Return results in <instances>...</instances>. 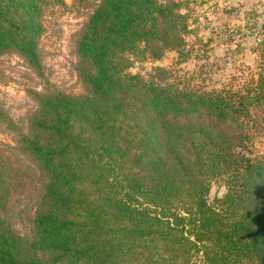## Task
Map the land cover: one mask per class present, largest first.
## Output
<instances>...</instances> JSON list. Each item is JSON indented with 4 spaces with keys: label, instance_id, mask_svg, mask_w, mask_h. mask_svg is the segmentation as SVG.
Wrapping results in <instances>:
<instances>
[{
    "label": "trees",
    "instance_id": "16d2710c",
    "mask_svg": "<svg viewBox=\"0 0 264 264\" xmlns=\"http://www.w3.org/2000/svg\"><path fill=\"white\" fill-rule=\"evenodd\" d=\"M47 2L0 0V54L16 49L41 69ZM181 5L99 0L77 40L87 92L34 93L20 141L47 180L27 238L3 215L0 175V264H264V150L251 148L264 123V37L237 88L192 86L163 65L133 70L170 50L186 58ZM214 183L225 192L210 200Z\"/></svg>",
    "mask_w": 264,
    "mask_h": 264
},
{
    "label": "rangeland",
    "instance_id": "374dc122",
    "mask_svg": "<svg viewBox=\"0 0 264 264\" xmlns=\"http://www.w3.org/2000/svg\"><path fill=\"white\" fill-rule=\"evenodd\" d=\"M48 0L44 6L43 33L38 43L41 69L32 66L16 49L0 54V175L9 183L4 217L24 237L33 235V218L46 176L21 146L29 120L38 108L34 93L60 91L83 95L86 86L78 75L77 40L99 0ZM188 15L190 31L184 36L186 58L174 50L158 60L135 62L133 70L155 65L172 68L202 89L237 88L259 64L264 37V0H178ZM12 123L13 126L10 124ZM254 151L264 150V123L254 134ZM224 190L214 183L210 200ZM193 264H205L197 260Z\"/></svg>",
    "mask_w": 264,
    "mask_h": 264
},
{
    "label": "water",
    "instance_id": "95a60500",
    "mask_svg": "<svg viewBox=\"0 0 264 264\" xmlns=\"http://www.w3.org/2000/svg\"><path fill=\"white\" fill-rule=\"evenodd\" d=\"M224 192H225V190H221V191L218 192V195H221V194H223Z\"/></svg>",
    "mask_w": 264,
    "mask_h": 264
}]
</instances>
